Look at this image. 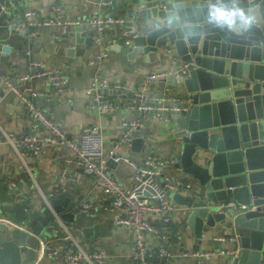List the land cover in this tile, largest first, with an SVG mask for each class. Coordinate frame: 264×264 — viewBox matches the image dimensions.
I'll return each instance as SVG.
<instances>
[{
    "label": "water",
    "instance_id": "obj_1",
    "mask_svg": "<svg viewBox=\"0 0 264 264\" xmlns=\"http://www.w3.org/2000/svg\"><path fill=\"white\" fill-rule=\"evenodd\" d=\"M104 1L102 7L120 9L135 24L136 35L128 42L122 36L113 49L128 58L158 53L171 68L183 67L179 77L167 80L183 104L167 130L173 151L167 166L192 182L187 192L170 195L180 206L182 235L194 238V249L210 242L216 254L223 250L216 264H264V0ZM77 20L59 43L95 38L94 26ZM73 50L66 48L68 55ZM113 90L104 89L108 100L135 97ZM130 134V151L143 156V126ZM117 164L107 159L109 168ZM231 199L238 205L226 206ZM50 204L64 222L76 220L68 210L70 198L59 194ZM0 217L5 218L1 210ZM54 225L59 223L52 211L22 227L0 223V264H36ZM83 232L89 236L92 227ZM217 235L226 240H216Z\"/></svg>",
    "mask_w": 264,
    "mask_h": 264
},
{
    "label": "crops",
    "instance_id": "obj_2",
    "mask_svg": "<svg viewBox=\"0 0 264 264\" xmlns=\"http://www.w3.org/2000/svg\"><path fill=\"white\" fill-rule=\"evenodd\" d=\"M56 4L61 7L57 12L61 18L72 20L75 15L78 17L76 19H86L92 14L112 13L116 16H124L125 26L135 28L132 17L117 8L111 12L110 9L102 7L99 0H27L26 2L16 0L15 17L22 16L24 11L30 9L49 15ZM122 27L124 26L110 24L105 29L103 40L111 44V50L109 55L96 67L87 64L88 57L96 49L94 39H89V36H86L87 40L83 43L75 41L59 43L61 35L59 27L37 26L32 30L33 34L28 33V37L25 38L19 32L9 28L6 16L2 15L0 17V77L8 76L21 88L31 87L39 91L37 95L30 97L33 105L45 110L47 116L59 123L72 137L77 136L87 125L99 124L106 146H109L120 131L121 120L132 118L133 112L125 109L128 98H120L119 102L109 99L118 105L117 109L112 112L99 113L97 110H92L89 106L91 96L88 91L92 75L97 72L109 82L120 81L137 85L146 74L171 68L169 61L158 53L137 54L134 58H128L121 51L113 49L115 44L122 43ZM93 32L97 34L95 28ZM69 45L74 48L70 55L66 51ZM33 61L42 62L45 68L65 70L69 77V89L61 95L45 77L21 82L19 78L34 68ZM167 86L170 94L179 96V90L163 79L150 81L147 90L153 95ZM144 120L146 123L142 126L143 136L147 142L145 148L164 157L170 156L173 151L167 143V130L171 127L172 120L169 122L154 121L148 114L144 115ZM32 122L31 115L19 97L0 84V210L5 215V218L0 217V223L22 226L33 218L41 219L49 212V209L41 207L43 201L40 192L48 193L55 189H59L55 196L63 194L64 197L70 198L68 210L83 199L109 206L110 198L102 191L98 179L67 162L70 150L64 145L46 143L41 146L38 153L28 152L25 161L32 166V175L24 170L22 160L3 137L1 129L20 135L30 130ZM130 155L138 161L141 158L137 152L130 151ZM63 170L67 172L65 177L60 174ZM111 171L121 183L131 184L132 167L128 163L122 161L115 168H111ZM165 172L183 179H191L169 166H166ZM9 180L16 182L18 191L24 195H31L33 198L29 209L23 210L24 215L19 220L12 219L8 214L15 213L11 204L12 193L8 192L5 184ZM74 212L76 220L65 222V225L73 227L76 231L75 238L85 250L88 252L104 250L108 264H133L131 258L133 232L130 227L119 225L116 222L118 210L101 207L93 214H82L75 210ZM180 222L182 223L180 206L176 204L172 217L170 240L164 243L156 235L146 237L150 249L154 251L152 257L154 263L216 264L220 253H214L205 258L192 254L194 251H207L213 248H210V242H208L209 245L201 243L199 248L194 249V238L182 235ZM84 227H92L89 236H85ZM56 234L58 237L62 235V232L60 230L54 234L52 232V236L46 238L47 241L57 238L54 237ZM40 249L36 264H57L55 259L41 257ZM164 252L167 256H159ZM184 252L187 254L184 255Z\"/></svg>",
    "mask_w": 264,
    "mask_h": 264
},
{
    "label": "built area",
    "instance_id": "obj_3",
    "mask_svg": "<svg viewBox=\"0 0 264 264\" xmlns=\"http://www.w3.org/2000/svg\"><path fill=\"white\" fill-rule=\"evenodd\" d=\"M99 3H105V1L99 0ZM14 6V0H0V17L5 15L7 25L15 32L33 34L30 27L37 25L57 26L60 29V34H63L67 32L69 25L78 23L77 19L61 18L57 14L61 7L57 4L52 7L49 15L30 9L24 11L23 15L17 18L15 17ZM86 19L97 32L94 38L96 49L87 59V64L90 66L98 67L99 62L110 53L111 44L105 43L103 40L108 25L124 26L121 34L126 37L127 42L136 35L134 27L125 26L126 19L124 16L92 14ZM32 65L34 70L32 69L21 76L19 78L21 82L45 77L59 94L62 95L69 89V77L65 70L45 68L43 63L38 61H33ZM182 69L183 67L150 72L137 85L120 81L109 82L97 72L92 75L88 90L91 96L89 106L92 110L105 113L117 109L118 105L106 98L103 92L105 88L122 90L135 95L125 106V109L133 112L132 118L121 120L120 131L116 136L118 140H112L109 146H106L99 124L87 125L81 129L77 136L72 137L59 123L48 117L45 110L33 105L30 97L37 95L39 91L31 87L21 88L8 76L0 77V84L19 97L33 120L30 130L20 135H16L13 131L1 129L3 137L16 150L22 160L24 170L32 175V166H29L25 161L28 152L36 154L40 151L41 146L46 143L66 146L70 150V157L67 158V162L73 167L82 169L86 174L95 176L102 191L110 198L109 206L83 199L78 201L72 209L82 214H93L101 207L118 210L116 222L119 225L130 227L133 232L131 253L133 264H155L152 260L154 251L150 249L146 237L156 235L164 243L170 240L172 237V217L176 209V204L170 195L177 191L184 192L192 187L191 180L165 172L166 166L173 160L171 156L164 157L146 148H144V155L139 161L130 155L132 140L130 131L143 125L145 114H148L154 121L169 122L173 119L174 114L183 107L180 96L170 94L168 86L161 92L152 95L148 92L147 85L152 80H168L172 75L177 78ZM99 89L102 92H98ZM109 158L118 163L124 161L132 167L130 185L121 183L115 177L107 165ZM66 173V170H63L60 174L65 177ZM5 184L8 192L12 193V205L32 203V196L24 195L18 191L15 181L9 180ZM58 191L59 189L48 193L40 192L42 201L46 204L47 209L52 211L59 223L58 226H53V234L57 230L62 232L61 236L57 237L56 234L54 237L57 238L48 239V241L46 239L41 243L42 247L39 248L41 257L55 259L57 264H108L104 250L98 249L91 252L85 250L75 238L74 233L76 231L73 227L65 225V222L59 218V214L52 209L50 199ZM225 205L237 206L238 203L231 199L226 201ZM215 239L226 240L222 235L215 236ZM228 239L232 240L233 237ZM222 252L223 250H219V253ZM214 253H216L214 249L192 252L194 256L200 258H205ZM185 254L187 252H184ZM163 255L167 256L166 252L159 254V256Z\"/></svg>",
    "mask_w": 264,
    "mask_h": 264
},
{
    "label": "trees",
    "instance_id": "obj_4",
    "mask_svg": "<svg viewBox=\"0 0 264 264\" xmlns=\"http://www.w3.org/2000/svg\"><path fill=\"white\" fill-rule=\"evenodd\" d=\"M12 200V197H11ZM14 209H15V213H8L10 215V217L14 220H19L23 215H24V209L30 207V204L28 202L26 203H21V204H15L13 205ZM7 214V212H6ZM8 215V216H9Z\"/></svg>",
    "mask_w": 264,
    "mask_h": 264
}]
</instances>
